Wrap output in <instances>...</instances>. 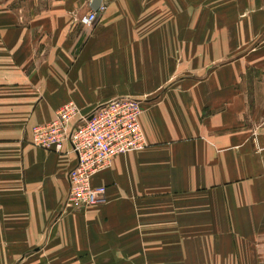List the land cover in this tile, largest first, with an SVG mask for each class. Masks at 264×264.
I'll return each mask as SVG.
<instances>
[{
	"label": "crops",
	"instance_id": "crops-1",
	"mask_svg": "<svg viewBox=\"0 0 264 264\" xmlns=\"http://www.w3.org/2000/svg\"><path fill=\"white\" fill-rule=\"evenodd\" d=\"M44 1L0 4V264H264V0H235L247 17L103 0L91 27L93 0ZM123 97L147 147L94 176L99 203L67 207L78 157L33 129Z\"/></svg>",
	"mask_w": 264,
	"mask_h": 264
},
{
	"label": "built area",
	"instance_id": "built-area-1",
	"mask_svg": "<svg viewBox=\"0 0 264 264\" xmlns=\"http://www.w3.org/2000/svg\"><path fill=\"white\" fill-rule=\"evenodd\" d=\"M90 11L80 20L93 26L105 12ZM143 103L130 97L117 98L84 115L75 103L63 106L53 122L37 126L32 132V144L38 148L62 153L70 145L78 157L77 166L70 172V194L67 207L84 209L99 203L105 188H94L92 180L111 167L121 155L143 150L147 139L141 126Z\"/></svg>",
	"mask_w": 264,
	"mask_h": 264
},
{
	"label": "rangeland",
	"instance_id": "rangeland-1",
	"mask_svg": "<svg viewBox=\"0 0 264 264\" xmlns=\"http://www.w3.org/2000/svg\"><path fill=\"white\" fill-rule=\"evenodd\" d=\"M35 1V0H0V4H6L11 6L12 8H14L15 10H19V13L21 15L24 14V10L27 9L30 5L31 2ZM42 1V0H40ZM53 1H57V0H45L44 2L46 3V5L48 6L49 3L53 2ZM237 1V0H236ZM203 2V0H202ZM205 3L209 4V7L212 15H216V14H228V15H233L235 17H238L239 15L242 17H247L249 16L251 13L253 14V10H240L238 11V8L236 9V3L235 0H205ZM195 5V9H202L203 11V7L201 5V8L196 6V3L193 4L192 0H191V7H193ZM46 6V8H47ZM200 6V5H199ZM260 9V14L261 16H264V5L261 6ZM222 11V12H221ZM258 73V74H257ZM258 78H263L264 74L262 72H256L255 75Z\"/></svg>",
	"mask_w": 264,
	"mask_h": 264
},
{
	"label": "water",
	"instance_id": "water-1",
	"mask_svg": "<svg viewBox=\"0 0 264 264\" xmlns=\"http://www.w3.org/2000/svg\"><path fill=\"white\" fill-rule=\"evenodd\" d=\"M102 4H103V0H93L91 4V8L95 11H99Z\"/></svg>",
	"mask_w": 264,
	"mask_h": 264
}]
</instances>
